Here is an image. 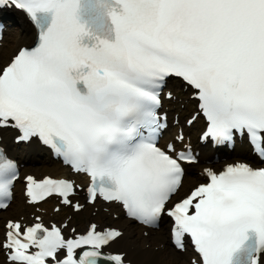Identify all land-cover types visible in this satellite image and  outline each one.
Returning a JSON list of instances; mask_svg holds the SVG:
<instances>
[{
    "label": "snow or ice",
    "instance_id": "snow-or-ice-1",
    "mask_svg": "<svg viewBox=\"0 0 264 264\" xmlns=\"http://www.w3.org/2000/svg\"><path fill=\"white\" fill-rule=\"evenodd\" d=\"M8 5L36 27L38 43L0 68V128L39 139L86 173L90 202H116L150 227L170 217L175 246L191 239V264H264V168L205 170L208 182L172 204L192 157L156 143L160 89L178 77L197 90L204 139L246 137L264 160V0H0ZM17 178L0 151V209ZM72 191L66 180L27 177L30 203L56 195L68 205ZM6 228L8 264H124L103 252L117 230L93 224L67 238L56 225Z\"/></svg>",
    "mask_w": 264,
    "mask_h": 264
},
{
    "label": "bare ground",
    "instance_id": "bare-ground-1",
    "mask_svg": "<svg viewBox=\"0 0 264 264\" xmlns=\"http://www.w3.org/2000/svg\"><path fill=\"white\" fill-rule=\"evenodd\" d=\"M7 15H5V19L14 23V21L12 19H7ZM19 22L21 23L19 25V27L17 28L19 31L17 32V36L19 39H25V38H29L31 37V39L33 38V32L32 30L30 31V26L25 22V20L23 18H21V20H19ZM12 45L8 46L7 50H12ZM179 89L181 88V86L179 87L178 84H174L173 86H169V90L173 91V89ZM175 94V92H174ZM176 95V94H175ZM185 96H188L189 97V92L187 93H184ZM191 97V96H190ZM11 132L10 131H6V132H3L1 133L2 135V143L5 144L8 140V137L10 136ZM245 147H243L242 149L240 150H237L238 151H241V150H244ZM35 151V148L32 146L31 148V153H33ZM44 155V154H43ZM196 176V179L198 181L201 180L200 178V174H197L195 175ZM187 177V176H186ZM186 180V184H189L191 180L193 179H189V178H185ZM185 180H184V183L185 184ZM95 207V206H94ZM124 224L128 223L127 221H120ZM119 222V224H121ZM75 228H76V231L75 232H71V231H68L66 232L65 237L67 238H74L75 235H77L78 233L80 232H83L84 231V228H82V226H76L74 225ZM125 232L128 236H131L132 238V241H131V246L134 247V252L132 250H130L129 246H126L125 244H121L117 241H114L113 243H111L109 245V247L105 250L106 253L110 254V255H121L123 258H124V264H147L149 262V258H148V255L146 254H141L139 251H138V248L140 246V242H141V239L137 236V232L136 230H134L133 228H131L129 225L128 227H125ZM80 251V250H77V252ZM0 264H4L0 261Z\"/></svg>",
    "mask_w": 264,
    "mask_h": 264
},
{
    "label": "rangeland",
    "instance_id": "rangeland-1",
    "mask_svg": "<svg viewBox=\"0 0 264 264\" xmlns=\"http://www.w3.org/2000/svg\"><path fill=\"white\" fill-rule=\"evenodd\" d=\"M7 19H11V17L8 15ZM14 21V26L16 27L17 21L15 18H13ZM17 28L14 29V33L13 35H11L10 37H8V41L14 43L15 45L23 43V41H17L16 39H18L17 35ZM199 167V166H198ZM195 174H193L190 178H194ZM195 183H190L188 184V186L186 188H190L191 186H193ZM143 243H146V240H143L140 242V246L143 245ZM148 251V250H147ZM150 252V251H148ZM151 253V252H150ZM151 257L153 259V261H151V264H156V261L159 260L161 257L163 258V260L166 263H170V264H188L187 262V258L186 257H180V255H174L171 253L169 248H166V251L164 254L159 255V254H152L151 253ZM150 264V263H149Z\"/></svg>",
    "mask_w": 264,
    "mask_h": 264
}]
</instances>
